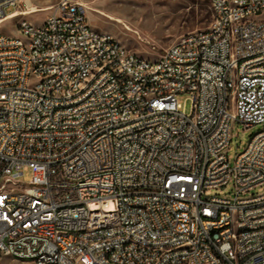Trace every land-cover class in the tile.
I'll return each instance as SVG.
<instances>
[{
  "label": "built area",
  "instance_id": "obj_1",
  "mask_svg": "<svg viewBox=\"0 0 264 264\" xmlns=\"http://www.w3.org/2000/svg\"><path fill=\"white\" fill-rule=\"evenodd\" d=\"M206 1L209 27L156 59L81 0L0 32V259L264 264V130L228 155L233 123L264 124V0Z\"/></svg>",
  "mask_w": 264,
  "mask_h": 264
},
{
  "label": "rangeland",
  "instance_id": "obj_2",
  "mask_svg": "<svg viewBox=\"0 0 264 264\" xmlns=\"http://www.w3.org/2000/svg\"><path fill=\"white\" fill-rule=\"evenodd\" d=\"M40 11L21 14L0 24V32L18 36L17 25L27 20L35 25L41 24L49 16L59 0H26ZM86 5L87 17L91 27L105 32L121 42L128 50L138 55L156 59L164 49L180 42L187 35L206 30L212 20L210 4L206 0H81ZM22 1L17 8L7 6L6 13L30 12L31 8ZM47 7H52L47 8ZM181 110L190 114L193 110L192 97L188 93L178 95ZM264 130L263 125L245 129L242 124L233 123L232 141L228 149L231 166L237 156L244 151L252 137ZM32 177L28 170L19 178L27 183ZM264 192V187L253 194ZM210 195L235 194L231 183L224 189H213ZM0 264H31V261L16 260L2 256Z\"/></svg>",
  "mask_w": 264,
  "mask_h": 264
},
{
  "label": "bare ground",
  "instance_id": "obj_3",
  "mask_svg": "<svg viewBox=\"0 0 264 264\" xmlns=\"http://www.w3.org/2000/svg\"><path fill=\"white\" fill-rule=\"evenodd\" d=\"M26 3H27V1H26ZM29 6L31 8L30 12H16V11H14L9 16L0 20V24L9 20V19H13L15 17H18L21 14H28V13H34V12L40 11L39 9L35 8V6H33L32 3H30V2H29ZM47 8L51 9L52 7H47ZM138 59H145V57L138 55ZM209 234H220V227H209Z\"/></svg>",
  "mask_w": 264,
  "mask_h": 264
}]
</instances>
